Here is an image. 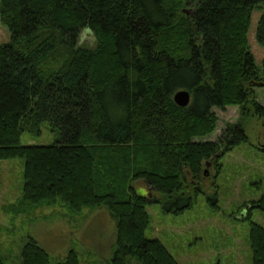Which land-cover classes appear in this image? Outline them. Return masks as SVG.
<instances>
[{"label": "trees", "instance_id": "1", "mask_svg": "<svg viewBox=\"0 0 264 264\" xmlns=\"http://www.w3.org/2000/svg\"><path fill=\"white\" fill-rule=\"evenodd\" d=\"M264 0H0V159H23L21 195L1 204L14 222L61 205L72 214L105 206L116 219L109 264H179L158 238H147L146 204L165 212L192 207L205 167L248 140L247 119L261 120L264 86L250 52L253 8ZM187 12V13H186ZM88 30L94 41L83 43ZM85 34V33H84ZM256 42L264 47V12ZM187 89L190 102L173 94ZM240 108L215 139L213 108ZM47 121L52 144H21ZM262 149L264 150L263 145ZM147 186L145 195L135 182ZM264 210V193L250 202ZM0 223V264H7ZM252 264H264V226L250 222ZM20 264H49L28 235ZM57 264H81L70 249Z\"/></svg>", "mask_w": 264, "mask_h": 264}, {"label": "rangeland", "instance_id": "2", "mask_svg": "<svg viewBox=\"0 0 264 264\" xmlns=\"http://www.w3.org/2000/svg\"><path fill=\"white\" fill-rule=\"evenodd\" d=\"M264 12V3L251 12L248 31L250 52L260 68L264 47L255 39L257 20ZM85 33V34H84ZM81 35L83 43L93 44L88 30ZM11 33L0 22V43L8 42ZM256 98L264 103V86L256 88ZM217 127L207 139L215 140L227 124L236 123L240 108L227 106L212 109ZM248 140L226 152L220 159L219 173L211 163L204 169L203 192L192 207L174 214L165 212L157 203L146 204L150 222L145 230L147 238H158L179 264H252L249 242L250 222L264 226V210L251 207V201L264 193V133L261 120L247 119ZM58 135L47 121L40 124L39 133L22 132L21 144L48 145ZM23 159H0V223L8 228L1 241L7 264H20L19 252L24 239L33 236L50 255L49 264H57L70 249L77 252L81 264H109L116 239V219L105 206L85 208L78 214L55 205L36 211L37 220L19 216L11 222L1 211V204L15 201L21 195ZM139 194L147 193L144 182H135ZM242 213L244 215L242 216ZM133 264H137L135 261Z\"/></svg>", "mask_w": 264, "mask_h": 264}, {"label": "water", "instance_id": "3", "mask_svg": "<svg viewBox=\"0 0 264 264\" xmlns=\"http://www.w3.org/2000/svg\"><path fill=\"white\" fill-rule=\"evenodd\" d=\"M187 13V12H186ZM190 93L187 89H179L177 91L174 92L173 94V101L181 107H185L189 104L190 102ZM264 147V144H263ZM209 165V163L207 164ZM207 170H205V174H206ZM244 215V213H242V216Z\"/></svg>", "mask_w": 264, "mask_h": 264}]
</instances>
